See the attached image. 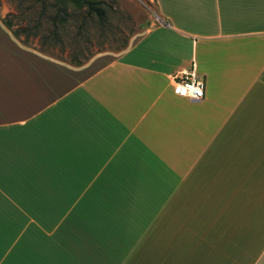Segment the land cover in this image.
<instances>
[{"label": "crops", "instance_id": "0c3cea01", "mask_svg": "<svg viewBox=\"0 0 264 264\" xmlns=\"http://www.w3.org/2000/svg\"><path fill=\"white\" fill-rule=\"evenodd\" d=\"M154 2L80 64L0 21V264H264V0Z\"/></svg>", "mask_w": 264, "mask_h": 264}, {"label": "rangeland", "instance_id": "374dc122", "mask_svg": "<svg viewBox=\"0 0 264 264\" xmlns=\"http://www.w3.org/2000/svg\"><path fill=\"white\" fill-rule=\"evenodd\" d=\"M92 1L101 9L99 16L85 7L69 5L65 11L56 12L50 5L41 17L34 0H0V21L7 17L13 28L35 31L26 46L69 64H80L101 50H118L131 36L138 37L159 22L154 0Z\"/></svg>", "mask_w": 264, "mask_h": 264}, {"label": "trees", "instance_id": "16d2710c", "mask_svg": "<svg viewBox=\"0 0 264 264\" xmlns=\"http://www.w3.org/2000/svg\"><path fill=\"white\" fill-rule=\"evenodd\" d=\"M34 2L39 5V14L41 17L44 16L45 12H47V10L50 8V5L55 7L56 12L61 11V10L65 11L69 7V5L75 8L85 7L87 11L93 12L97 16H99L101 12V9L98 6L97 2L92 1V0H36V1L34 0ZM1 22L11 31V33L18 40H20L25 45H28L27 41L29 37L36 35L35 31H33L32 33H29L31 31L24 27L16 26L15 28H13L12 21L8 19L7 17H2ZM37 24H38L37 26L40 25L39 21ZM22 35H24L23 38H22ZM124 46L125 45H123L121 48H123ZM70 63L74 64L72 62ZM76 64H79V63H76Z\"/></svg>", "mask_w": 264, "mask_h": 264}, {"label": "built area", "instance_id": "2783aa9c", "mask_svg": "<svg viewBox=\"0 0 264 264\" xmlns=\"http://www.w3.org/2000/svg\"><path fill=\"white\" fill-rule=\"evenodd\" d=\"M171 91L178 97L192 100L201 99L204 95V81L196 71L194 63L170 76Z\"/></svg>", "mask_w": 264, "mask_h": 264}, {"label": "water", "instance_id": "95a60500", "mask_svg": "<svg viewBox=\"0 0 264 264\" xmlns=\"http://www.w3.org/2000/svg\"><path fill=\"white\" fill-rule=\"evenodd\" d=\"M159 22H160V20H159Z\"/></svg>", "mask_w": 264, "mask_h": 264}]
</instances>
